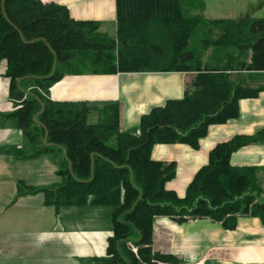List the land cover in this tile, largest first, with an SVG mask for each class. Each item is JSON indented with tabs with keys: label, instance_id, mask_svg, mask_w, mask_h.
Wrapping results in <instances>:
<instances>
[{
	"label": "trees",
	"instance_id": "16d2710c",
	"mask_svg": "<svg viewBox=\"0 0 264 264\" xmlns=\"http://www.w3.org/2000/svg\"><path fill=\"white\" fill-rule=\"evenodd\" d=\"M204 11L195 0H116L113 39L100 31L101 22L74 20L64 6L0 0V64L7 66L9 96L17 106L13 117L35 144L33 156L53 157L61 179L50 188L19 183L17 195L43 193L57 210L113 207L106 256L88 264H181L152 248L160 218L178 225L209 220L225 231L236 230L240 218L259 219L264 226V170L231 164L242 148L264 144V131L216 146L184 198L166 189L176 177V164L152 159L157 145L198 151L211 126L236 119L241 100L264 92V86L251 85L254 75L264 73V18L209 20ZM149 73L196 78L183 99L144 116L138 134L121 131L119 104L47 98L66 75ZM25 78L37 86L28 95L19 84ZM93 111L99 119L89 124Z\"/></svg>",
	"mask_w": 264,
	"mask_h": 264
},
{
	"label": "crops",
	"instance_id": "0c3cea01",
	"mask_svg": "<svg viewBox=\"0 0 264 264\" xmlns=\"http://www.w3.org/2000/svg\"><path fill=\"white\" fill-rule=\"evenodd\" d=\"M40 1L66 7L74 20L101 22L100 31L114 34L110 38L116 37V0ZM6 70V64L1 63L0 264H88L92 258L105 257L107 241L113 234V208H107L108 211L84 206L57 210L46 204L43 193L18 197L19 183L50 188L59 186L61 179L53 157L33 156L35 144L18 128L13 117L17 106L9 96ZM257 76L261 79L258 85L264 86V73ZM195 78L194 73L66 75L50 89L47 98L92 106L119 104L121 131L138 134L144 116L169 101L183 99ZM20 87L28 95L37 86L33 78H25ZM91 114H97L99 119L96 111ZM263 131L264 92L256 99L241 100L236 119L211 126L198 151L186 145H157L152 159L176 164V177L167 183L166 189L184 198L187 187L208 164L209 154L216 146L237 136H256ZM231 164L264 170V144L242 148L233 154ZM153 250L173 255L181 264H264V226L259 219L240 218L236 230L225 231L209 220L178 225L160 218L154 227Z\"/></svg>",
	"mask_w": 264,
	"mask_h": 264
},
{
	"label": "rangeland",
	"instance_id": "374dc122",
	"mask_svg": "<svg viewBox=\"0 0 264 264\" xmlns=\"http://www.w3.org/2000/svg\"><path fill=\"white\" fill-rule=\"evenodd\" d=\"M195 2H199L202 5L205 11L203 13L201 12V14H203V16L209 20L239 19L247 15H249L253 19L264 18V0H195ZM198 9L200 8L198 7ZM108 35L109 37L114 36V34L111 35L110 32H108ZM192 81H194V79ZM251 82H252L251 83L252 87L257 88L258 86H260L258 84L261 82V79L259 78V76L254 75ZM37 91L45 96L43 92L39 90ZM88 121L90 124H95L98 121L97 114L96 115L91 114L89 116ZM35 130L36 129L34 130L32 129V132L35 133ZM36 133L38 134L39 132H36ZM44 141H45V138H44ZM61 156L62 155L58 154L59 159L61 158ZM262 175L264 176V171ZM263 180H264V177H263ZM103 208L110 209L113 207L106 206ZM133 250L135 251V249Z\"/></svg>",
	"mask_w": 264,
	"mask_h": 264
},
{
	"label": "water",
	"instance_id": "95a60500",
	"mask_svg": "<svg viewBox=\"0 0 264 264\" xmlns=\"http://www.w3.org/2000/svg\"><path fill=\"white\" fill-rule=\"evenodd\" d=\"M3 10H4V7H3ZM57 60H58V58H57V56L55 55V65H54V69H53V71L55 70ZM53 73H54V72H53ZM53 73H52V75H51L50 77L53 76ZM20 82H21V80L19 81V84H20ZM20 88H21V87H20ZM21 90L24 91L22 88H21ZM47 136H48V134L46 133V136H45V142H46V140H47Z\"/></svg>",
	"mask_w": 264,
	"mask_h": 264
},
{
	"label": "built area",
	"instance_id": "2783aa9c",
	"mask_svg": "<svg viewBox=\"0 0 264 264\" xmlns=\"http://www.w3.org/2000/svg\"><path fill=\"white\" fill-rule=\"evenodd\" d=\"M134 249V248H133Z\"/></svg>",
	"mask_w": 264,
	"mask_h": 264
}]
</instances>
